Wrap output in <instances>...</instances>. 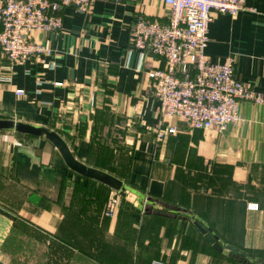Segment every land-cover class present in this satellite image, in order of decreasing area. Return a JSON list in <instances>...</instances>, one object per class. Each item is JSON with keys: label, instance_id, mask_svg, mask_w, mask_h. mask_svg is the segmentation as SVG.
<instances>
[{"label": "crops", "instance_id": "crops-1", "mask_svg": "<svg viewBox=\"0 0 264 264\" xmlns=\"http://www.w3.org/2000/svg\"><path fill=\"white\" fill-rule=\"evenodd\" d=\"M62 16L61 33L33 36L51 50L42 61L12 64L0 50V120L57 133L76 160L121 180L126 197L116 216L103 221L112 188L71 170L48 140L40 148L45 138L0 130V264H15L12 248L5 250L14 232L18 243L30 234L27 227L40 239L44 231L60 235L63 206L68 242L84 234L79 214L91 228L84 244L96 233L122 239L126 215L133 221L142 215L147 244L134 249L161 254L147 264H264V0H245L236 18L215 14L209 25V61L235 58L237 79L263 98L242 101L245 122L223 133L164 118L148 73L163 69L165 60L141 58L131 44L140 19L169 24L168 5L93 0L87 12L67 8ZM171 127L174 134L165 131ZM105 130L129 148V158L120 156L114 166L98 158ZM195 221L213 231L223 251Z\"/></svg>", "mask_w": 264, "mask_h": 264}, {"label": "built area", "instance_id": "built-area-1", "mask_svg": "<svg viewBox=\"0 0 264 264\" xmlns=\"http://www.w3.org/2000/svg\"><path fill=\"white\" fill-rule=\"evenodd\" d=\"M119 3L124 0H112ZM171 8L168 25L140 19L132 32L131 44L141 58L165 60L163 69L148 73L154 94L166 119L177 118L192 130L225 132L243 124L241 102L262 104L260 93L236 77L235 58L213 64L205 55L209 25L215 14L236 18L245 10V0H160ZM93 0H0V50L12 64L40 62L50 56L45 44L34 40L37 33L63 31L62 12L75 8L87 12ZM57 85H62L59 83ZM18 96L24 91L18 90ZM174 134L175 127L165 130ZM164 137L159 133V138ZM119 193L110 196L105 214L115 217ZM252 211L255 204L248 205Z\"/></svg>", "mask_w": 264, "mask_h": 264}, {"label": "rangeland", "instance_id": "rangeland-1", "mask_svg": "<svg viewBox=\"0 0 264 264\" xmlns=\"http://www.w3.org/2000/svg\"><path fill=\"white\" fill-rule=\"evenodd\" d=\"M108 133L110 134V131L105 130L101 134L102 147H98V150H102L103 155H99L98 158L99 160L108 163L110 160H112L113 162L111 163H113L114 166V160H117V158H120V156H123L125 160L129 158V148L124 147L123 149H117L116 143L108 141L106 136ZM121 204L122 198L118 210L120 209ZM105 209L106 207L102 213L103 221L113 219L114 217L112 218L106 216ZM176 210L181 211L178 208H176ZM61 213L63 215L61 214L57 228L60 230V235H58V232L57 234H51L44 231L43 239H40L34 234H31L34 231L32 228L27 227V233L30 234L22 236L19 244H17V251L12 252L13 261L15 264H115L116 260L114 255L119 256V264H133L136 263L138 259L140 264H147L148 260L151 262L154 257L157 258L159 255H161L159 254L158 250L153 252L150 250L151 248L149 250L142 249L141 251L134 249L136 244H147L145 238L148 236V230L143 232L142 227H144V224H142V215H140L138 221H133V218H127L128 215H126V219L123 220V225L127 226L128 234H126V236H124L122 239L119 237H113V239L111 237L107 238V235L105 234L102 235L101 233H96V235L93 236V238L96 239L95 241L91 242L90 244H84L83 242L88 235L86 233L91 232V228L87 224L89 219L82 214H79V217H75L78 218V220L81 222V225H83L81 226L78 224V226H81V228L78 229H80V231L84 234L76 236L77 238L74 242H68L66 233L68 234L70 226L67 225L68 218L66 216L68 212L65 206H63ZM195 222H193V224ZM62 228L66 230L62 232ZM137 235L138 240H136ZM153 242H155V240H153ZM149 244H152V242ZM152 264L165 263L152 262Z\"/></svg>", "mask_w": 264, "mask_h": 264}, {"label": "water", "instance_id": "water-1", "mask_svg": "<svg viewBox=\"0 0 264 264\" xmlns=\"http://www.w3.org/2000/svg\"><path fill=\"white\" fill-rule=\"evenodd\" d=\"M10 129L15 130L19 133L45 138L40 142V148H43L45 146L46 140H48L60 151L65 163L71 170L85 178L92 179L103 183L106 186H109L115 192L119 193L121 198L126 197V189L121 180L77 161L69 150L67 143L57 133L42 128H35L25 124H15L14 122L0 120V130ZM195 226L199 230V232L204 235L205 238L214 246L216 250H218L219 252L223 251L222 246L218 242V238L214 235L213 231L210 228L204 226L201 222L198 221L195 222Z\"/></svg>", "mask_w": 264, "mask_h": 264}, {"label": "trees", "instance_id": "trees-1", "mask_svg": "<svg viewBox=\"0 0 264 264\" xmlns=\"http://www.w3.org/2000/svg\"><path fill=\"white\" fill-rule=\"evenodd\" d=\"M1 27V26H0ZM21 134H23V133H21ZM26 135H28V134H26ZM108 140L109 141H111L112 143L114 142V143H116V141H117V144L119 145L118 146V148H124L125 146H124V139L123 138H118V137H113L114 135H111V133L109 134L108 133ZM31 136V135H30ZM99 142H100V140H99ZM100 145H102V143L100 144ZM97 170H99V169H97ZM100 171H102V172H105V173H107V174H109V175H111V176H113V174L112 173H109V172H107V171H104V170H100ZM113 177H115V176H113ZM116 178V177H115ZM90 180H92V179H90ZM98 182V181H97ZM103 184V183H102ZM109 187V186H108ZM107 205V204H106ZM105 208V207H104ZM13 241V242H12ZM17 244H19L18 243V235H16L15 234V232L13 233V235L11 236V238H9V240L7 241V244L5 245V250H8V248H12V252H15V251H17Z\"/></svg>", "mask_w": 264, "mask_h": 264}]
</instances>
